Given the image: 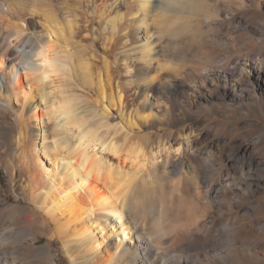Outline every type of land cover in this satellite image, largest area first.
Instances as JSON below:
<instances>
[{"label": "bare ground", "instance_id": "bare-ground-1", "mask_svg": "<svg viewBox=\"0 0 264 264\" xmlns=\"http://www.w3.org/2000/svg\"><path fill=\"white\" fill-rule=\"evenodd\" d=\"M25 1L0 0V73L5 77L3 89H0V113L5 117L9 110L13 111L11 114L19 123L16 143L21 145L24 171L20 176L21 194L33 210L21 211V218L13 222L19 225L18 231L0 219V264H54L50 246L54 238L61 241L71 264H255L254 251L238 250L241 235L236 228L231 227L229 233H225L223 227H218L217 233H213L215 224L205 221L211 205L202 206V202L195 199L197 205H193V201L185 216L190 221L179 223L176 222L179 210L175 196L168 197L155 184L135 183L147 162L154 167L161 163L165 167L175 162L184 163L185 152L193 148L191 135L176 144L161 141L156 150H149L148 157L141 145L128 142L126 136H117L124 128L133 130L155 123L153 119L161 110L162 99L154 96V100H150V93L161 69L160 64L153 65L155 61L159 63L158 57L171 56L186 61L192 50L175 48L177 52L172 49L175 52L167 53L169 41L162 40L160 30L164 23L166 27L172 23L173 17L181 19L177 14L169 16L173 8L170 1L61 0L72 1L75 6L74 9L70 5L62 8L68 10L64 12V21L53 6L48 7L47 3L38 6L36 0L29 5ZM209 1L187 0L194 7L196 22L202 13L204 17L215 16L208 9ZM138 13V18L131 19L139 24L133 33L134 41L128 49H123L121 61L126 74L133 69L141 74L142 67L146 70L137 77L131 74L127 81L135 91L141 89L140 107L130 103L127 85L115 71L118 57H110L115 50L112 41L127 29L124 19ZM150 14L161 28L149 23ZM179 24L184 27L185 23ZM100 34L104 35V54H78L75 44H83V41L77 35L90 38L88 43L94 49ZM128 36L126 33L125 37ZM263 57L256 63L244 61L245 66L241 68L247 70L251 83L260 89L264 85ZM138 64L141 66L137 67ZM233 69L209 67L200 73L203 76L201 84H205L211 74L239 88L242 82L234 78ZM70 74L84 90L93 93L92 103L75 93H67V88L58 83L57 80L67 79ZM141 81L145 83L143 88L139 86ZM114 113L123 122L122 126L110 124ZM11 167L9 172L14 181V166ZM210 197L211 193H206L205 198ZM160 208L159 215L148 225L150 214ZM38 217L42 220L38 221ZM132 217L148 225L145 231L150 233L151 240L143 234V228L133 232ZM35 225L40 230L38 234L46 237L50 244L39 247L26 244L25 239L33 236ZM223 244L234 247L225 248Z\"/></svg>", "mask_w": 264, "mask_h": 264}, {"label": "rangeland", "instance_id": "rangeland-1", "mask_svg": "<svg viewBox=\"0 0 264 264\" xmlns=\"http://www.w3.org/2000/svg\"><path fill=\"white\" fill-rule=\"evenodd\" d=\"M26 1L31 5L35 0H30L32 2ZM167 1H170L173 6L169 10V16L177 14L178 17H181L178 20L177 17H173L176 22L172 18L173 22L167 24L170 31L166 27V23L163 25L161 22L163 27L167 28H164V30L162 27L163 30H160L161 35H163L162 40L164 42L169 41L167 42V48L169 49L167 53L177 52V49L184 51L189 48L193 51L189 49L190 55H188L186 61H180L171 58V56L160 55L158 57L159 63L155 61L153 65L156 67L160 64L163 71L160 69L159 79L157 78L154 82V90L150 93V100H154V96L162 99L161 110L157 111V118H154V121L152 120L155 123L141 125L140 128L133 130L124 128L123 130L126 133L120 130L117 136H126L128 142L141 145L145 152L147 151L148 157L149 150H156L161 141L176 144V142L184 141L187 135H191L193 148L185 152L184 163L181 162L178 165L175 162L171 167H165L161 163L154 167L150 165V162H147L144 170L138 174L135 183L141 184L145 181L148 186L155 184L160 189L162 188L168 197L175 196L177 210H179L176 215V222L179 223L190 221L188 216L186 218L185 216L188 214L189 206L197 205L195 199L202 202H199L202 206L207 205L210 207L211 205L206 211L205 221H211L215 224L213 233L216 232L215 229L218 227H223L225 233H229L231 227L236 228L235 230L239 236L241 235L237 244L238 250H241L240 252L254 251L255 258L257 257L254 260L255 264H264V85L262 89L256 87L248 78L247 70L245 68L241 69L242 66H245L244 61H255L256 63L264 55V0L259 2L251 0H208V9L218 17H204L205 13L203 14V11L200 10V14L203 15L199 16L201 21L197 22L196 16L192 12L194 7L187 0H180V2L179 0ZM176 1L178 4H176ZM133 2L136 3V1ZM35 3L38 6H45L46 3L48 7L53 6L52 8H56L58 12L60 11L59 17L62 21H64V12L67 10L62 8L69 5L73 9L75 7L72 5V1L36 0ZM67 14L69 13L67 12ZM151 14L149 15V23L152 22L151 24L159 26L160 23L157 25ZM139 16L140 13L132 18L124 19L128 30L126 29L114 38L111 46L115 50L110 55L111 58L118 57L119 64H115V71L127 85V93L130 96L129 101L130 98L132 101L130 103L138 107L142 106V91L139 88L135 91L132 89V84L127 81H130L131 74H135V77H137L146 70L142 67L139 71L140 73L143 71L141 74L135 72L134 69L126 74L121 58L125 49H128L130 44L132 46L133 33L139 25L131 19ZM207 18L208 20H206ZM194 19L195 21H193ZM179 23H185L186 26L184 24V27H182L183 25ZM97 26L99 33H102L100 25L97 24ZM159 28L161 27L159 26ZM126 33L129 34L128 37H125ZM101 35L94 42V49L93 45L91 46V43H88L90 38L77 35V38L81 39L84 44V46L81 44L82 42L75 44L78 54H90L91 52L98 56L104 54L102 47L104 35ZM155 37L154 35L153 38ZM175 48L177 49L175 50ZM172 49L175 51H172ZM194 49L196 50L194 51ZM191 54L194 56L193 59ZM236 58L239 59L236 60ZM234 62L237 63L234 65ZM226 65L234 68L232 70L235 73L234 78L242 82L241 87H234L211 74L207 78L208 81L206 80L205 84H201L203 76L200 73H203L209 67L224 70L227 67ZM228 71L231 72V70ZM68 77L57 81L63 88L65 87L64 89L67 88V93H75L85 101H89V103L91 101L92 103L90 96L93 93L84 90L76 82L74 75L72 77L70 74ZM4 78L3 74L0 73V89H3ZM140 84L141 88L145 87L143 81ZM224 85H227V87ZM241 94L242 96H240ZM13 106L16 107V104H13ZM98 111L99 113L102 112L100 109ZM11 113L13 111L9 110V114L5 117L4 113H0V121H4L0 122V219H3L6 226L12 225L18 231L20 230L19 225L13 224V222L21 218V211H27L30 208V210H33V207L21 194L20 176L24 173L23 159H21V145L18 144V141L16 143L20 126L14 118V113ZM109 121L110 124L117 125V127L123 125L116 113L112 115ZM114 159L116 161V158ZM8 165L9 168L14 166V181L11 180L12 174L9 172L11 170L7 167ZM219 187L223 189L218 191ZM208 192L211 193L212 197L205 198ZM193 201L194 204L192 205ZM204 201L206 203H203ZM160 210L161 208L150 214L148 225L152 221L154 222ZM38 218V221L42 220V218ZM131 221L133 232L137 229L142 231L143 228V234L147 238H151L150 233L147 234L148 231H145L148 225L144 224L142 219L137 220L132 217ZM33 227L32 232L34 234L25 239L26 244L39 247L51 242V256L54 258V264H71V260L59 239L54 238L48 242L49 240L46 237L38 234L40 231L38 226ZM150 238L149 240H151ZM223 245H226L225 248L232 247V245ZM211 253L213 254V252ZM244 258H247V256Z\"/></svg>", "mask_w": 264, "mask_h": 264}]
</instances>
